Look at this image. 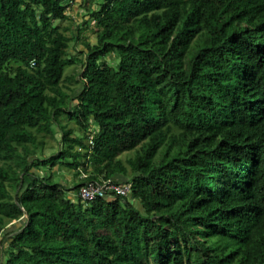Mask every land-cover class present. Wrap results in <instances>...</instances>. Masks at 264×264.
I'll use <instances>...</instances> for the list:
<instances>
[{
    "label": "trees",
    "instance_id": "16d2710c",
    "mask_svg": "<svg viewBox=\"0 0 264 264\" xmlns=\"http://www.w3.org/2000/svg\"><path fill=\"white\" fill-rule=\"evenodd\" d=\"M71 1L0 0V264H264V0Z\"/></svg>",
    "mask_w": 264,
    "mask_h": 264
},
{
    "label": "rangeland",
    "instance_id": "374dc122",
    "mask_svg": "<svg viewBox=\"0 0 264 264\" xmlns=\"http://www.w3.org/2000/svg\"><path fill=\"white\" fill-rule=\"evenodd\" d=\"M87 6H89V0H72L69 4V6L67 7V15H68V19L63 20L60 22V24L62 26H69L71 25V30L68 31V34L71 33V31H76L81 24L87 20L88 24L86 26V29L82 32V37H86L88 40H90L91 42L95 41V35L93 33V30L95 29V21L93 19H91L88 16V10H87ZM92 8H97V3L95 2L92 5ZM81 38L78 40H75L74 42H71L70 44V48H69V54L70 55H77L79 54L80 51H82L84 48L81 44ZM108 62L110 64H115V59L113 55H109L107 58ZM81 68L80 64H76L73 66H70L66 69L65 74H77L79 72ZM75 100L72 102L74 103ZM60 120L61 122L67 123L69 127H74V123L73 122H68V120L66 119L65 116H60ZM56 130L58 129L56 126L54 127ZM76 134H79V131H75ZM59 138H60V134L59 132L55 134L54 137H51L50 135L47 134H38L37 135V139L38 140H44L45 144L43 146V148L40 150H38L37 154L38 155H42V156H49L52 152L56 151L60 145H59ZM132 154V152L129 153H124L121 155L122 158H124L126 155H130ZM52 168V169H51ZM36 173H38L36 171ZM41 174H46V175H51L52 176V180L54 182H59L62 185H66L67 186H71L72 184H74L77 179H79L80 177H83V174H80V176L78 178H74V174L71 170H69L67 167H65L64 165L61 164H56L53 167L48 166H44L41 167L40 172ZM29 178H26V181ZM76 192H74L75 195ZM76 196V195H75ZM136 205H138L135 202ZM139 206V205H138ZM23 219L24 217H22L20 220L18 221H12L11 224L8 226L7 230L4 231L3 234L12 232L16 229H18L22 223H23ZM3 234L0 235V252L3 250L4 246L6 245L4 242V238H3ZM1 256V255H0Z\"/></svg>",
    "mask_w": 264,
    "mask_h": 264
},
{
    "label": "built area",
    "instance_id": "2783aa9c",
    "mask_svg": "<svg viewBox=\"0 0 264 264\" xmlns=\"http://www.w3.org/2000/svg\"><path fill=\"white\" fill-rule=\"evenodd\" d=\"M91 143V141H89ZM130 185L128 183H116L111 179L104 181H90L79 187L75 195L84 200L91 201L97 197L107 195L128 196Z\"/></svg>",
    "mask_w": 264,
    "mask_h": 264
}]
</instances>
